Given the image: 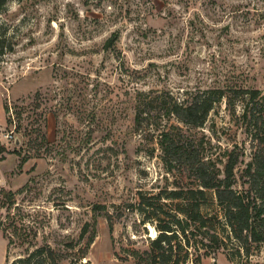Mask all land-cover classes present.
Returning <instances> with one entry per match:
<instances>
[{
  "label": "rangeland",
  "instance_id": "rangeland-1",
  "mask_svg": "<svg viewBox=\"0 0 264 264\" xmlns=\"http://www.w3.org/2000/svg\"><path fill=\"white\" fill-rule=\"evenodd\" d=\"M228 84L264 94V0H7L0 9L1 215L3 192L12 190L19 224L34 228L38 245L64 253L61 264H147L157 231L126 203H136L141 189L175 184L135 130L137 90ZM242 112L223 102L191 129L208 154L222 158L238 146V175L255 150ZM26 247L8 249L0 229V264ZM251 261L264 264V248ZM197 264L236 263L217 250Z\"/></svg>",
  "mask_w": 264,
  "mask_h": 264
},
{
  "label": "trees",
  "instance_id": "trees-1",
  "mask_svg": "<svg viewBox=\"0 0 264 264\" xmlns=\"http://www.w3.org/2000/svg\"><path fill=\"white\" fill-rule=\"evenodd\" d=\"M7 0H0V9ZM223 102L232 114L238 104L245 131L255 144L251 160L240 175L237 167L244 153L228 147L222 158L205 152L191 129L203 127L209 115ZM6 111L8 107L6 106ZM135 130L143 133V145L151 156L160 157L175 186L139 190L136 206L144 221L151 222L157 233L145 252L147 264H186L195 254L194 263L212 252L224 250L236 264H254L251 256L264 248V94L256 87L226 85L177 93L169 89H139L136 93ZM27 157H23V161ZM0 229L15 244H28L26 252L8 264H61L64 253L48 242H34L37 232L19 224L13 209L15 192L4 191ZM112 230L114 222L109 217ZM88 224L82 236L88 233ZM96 221L89 231L83 256L96 238ZM184 250V255L180 251Z\"/></svg>",
  "mask_w": 264,
  "mask_h": 264
}]
</instances>
